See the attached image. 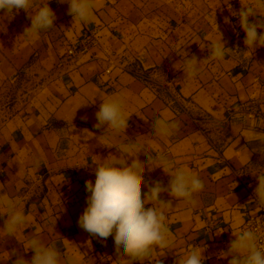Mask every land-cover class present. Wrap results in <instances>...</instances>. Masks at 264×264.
I'll list each match as a JSON object with an SVG mask.
<instances>
[{
  "label": "crops",
  "instance_id": "obj_1",
  "mask_svg": "<svg viewBox=\"0 0 264 264\" xmlns=\"http://www.w3.org/2000/svg\"><path fill=\"white\" fill-rule=\"evenodd\" d=\"M95 2L87 23L68 13V0H32L26 11L0 10V86L22 80L37 86L0 132V195L16 201L28 218L8 236L0 206V264H14L13 250L30 261L32 237L75 257L76 264H119L114 235L92 236L78 219L96 165L111 163L125 146L143 150L127 161L144 163L145 194L157 180L167 187L175 168L189 169L204 183L195 203L161 193L173 206L165 211L171 245L159 250L162 264H177L193 247L202 252L203 264H229L225 253L235 235L260 212L255 189L264 175V46L244 44L235 13L253 6L254 19L264 17V0ZM43 4L54 11V25L24 34ZM91 33L96 46L67 60L68 46ZM220 34L231 49L223 59L211 55ZM185 52L200 61L194 77L183 73ZM112 98L123 101L125 131L95 127L101 103ZM249 102L258 104L262 121L229 119L227 108ZM164 118L178 122V130L155 134L153 122ZM145 152L153 157L152 170ZM161 155L173 165L168 174L157 167Z\"/></svg>",
  "mask_w": 264,
  "mask_h": 264
},
{
  "label": "clouds",
  "instance_id": "obj_2",
  "mask_svg": "<svg viewBox=\"0 0 264 264\" xmlns=\"http://www.w3.org/2000/svg\"><path fill=\"white\" fill-rule=\"evenodd\" d=\"M68 3V13L74 19L82 23L92 20L96 7L95 0H68ZM32 6V0H0V10H6L7 13L20 9L26 11ZM235 15L238 16L240 27L246 34L244 44L253 49L258 45L264 46V34L258 35L257 31L264 29V17L254 19L258 14L253 6H242ZM30 18L31 25L25 29L24 34L35 36L42 30L50 29L56 16L49 4H43ZM228 51L231 49L225 47L220 34V40L212 44L211 55L213 58L223 59ZM199 63L194 54L188 58V53L185 52L183 73L194 77L199 71ZM174 67L177 68V64ZM122 109L123 101L120 98L102 102L96 113L98 123L95 127L107 124L113 130L125 131L129 118H125ZM153 127L155 134L168 136L173 134L174 130H178L179 124L164 118L155 120ZM118 150L121 155L114 156L111 163L96 165L94 183L92 180L86 181L85 188L89 193L87 207L79 217L78 225L102 240L114 235L119 264L144 260L150 261V264H162L158 258L159 250L169 248L171 245V232L165 222V211L173 206L171 200L164 201L160 198L161 193L168 192L171 197L184 198L195 203L194 194L204 188V183L197 174L187 168H175L168 174L166 169L172 168L173 165L161 155L159 157L161 164L157 167L162 168L171 177L169 184L164 187L162 182L157 180L149 186L145 194L142 192L145 183L144 163L138 158L132 159L131 163L127 161L128 157H137L143 150L136 146H125ZM145 154L148 157L149 170H152L153 157L146 152ZM257 179L255 194L264 201V175L258 176ZM149 203L152 206L145 208ZM0 206H3L7 213L3 230L8 236H15L17 229L27 224L28 218L19 209L17 202L7 195H0ZM28 249L34 253L30 261L24 259L16 250L9 254L16 256L14 264H76L75 257L62 255L55 246L46 245L37 237L28 240ZM225 256H231L229 264H264V248L257 245L256 231L248 229L235 235ZM203 261L200 249L193 247L186 257L177 261V264H203Z\"/></svg>",
  "mask_w": 264,
  "mask_h": 264
},
{
  "label": "built area",
  "instance_id": "obj_3",
  "mask_svg": "<svg viewBox=\"0 0 264 264\" xmlns=\"http://www.w3.org/2000/svg\"><path fill=\"white\" fill-rule=\"evenodd\" d=\"M96 34L91 33L85 36L80 42L70 44L68 46L65 58L67 60H73L80 53L88 51L92 47L96 46ZM64 60L59 63V66L64 64ZM110 71H108L109 73ZM175 82V80H173ZM227 114L229 119L241 116L252 122L262 121V112L258 104L255 102L242 103L236 108H227ZM260 212L257 214L250 215L244 222L242 230H254L257 234V245L258 247L264 248V201L258 198Z\"/></svg>",
  "mask_w": 264,
  "mask_h": 264
},
{
  "label": "rangeland",
  "instance_id": "obj_4",
  "mask_svg": "<svg viewBox=\"0 0 264 264\" xmlns=\"http://www.w3.org/2000/svg\"><path fill=\"white\" fill-rule=\"evenodd\" d=\"M36 88L29 80L0 86V132L5 128V123L22 110Z\"/></svg>",
  "mask_w": 264,
  "mask_h": 264
}]
</instances>
